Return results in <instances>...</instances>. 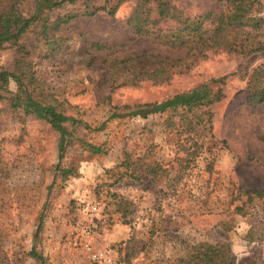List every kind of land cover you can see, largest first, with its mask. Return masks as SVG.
<instances>
[{"label": "rangeland", "instance_id": "rangeland-1", "mask_svg": "<svg viewBox=\"0 0 264 264\" xmlns=\"http://www.w3.org/2000/svg\"><path fill=\"white\" fill-rule=\"evenodd\" d=\"M135 1L122 2L113 17L99 13L74 20L65 27L72 35L65 51L30 59L45 90L68 116L91 128L105 122L97 132L81 126L78 136L104 144L106 154L91 155L79 144L69 148L63 163L78 174L57 181L46 208L51 167L58 162L57 135L47 124L0 104V264H41L39 257L44 264H94V253L110 255L115 264H172L190 246L218 241L230 245L236 264H264V196L250 201L239 193L256 189L264 194V102L250 104L246 87L248 73L264 64V51L249 57L207 53L166 83L121 86L126 74L113 70L105 58L181 55L129 31L124 21ZM105 4L111 8L118 0L98 3ZM172 5L191 17L225 8L217 0H173ZM175 27V21L165 19L153 31L170 35ZM85 39L111 50L88 54ZM19 58L17 48H5L0 69L12 68ZM216 79L223 83H211ZM205 83L212 93L222 89L223 98L188 114L190 127L180 120L181 110L110 119V107L160 102ZM138 162L169 171L154 183L135 171ZM177 175L182 179L175 184L170 179ZM113 193L128 203L131 213L125 220ZM41 213L45 219L35 237Z\"/></svg>", "mask_w": 264, "mask_h": 264}, {"label": "trees", "instance_id": "trees-1", "mask_svg": "<svg viewBox=\"0 0 264 264\" xmlns=\"http://www.w3.org/2000/svg\"><path fill=\"white\" fill-rule=\"evenodd\" d=\"M102 0H0V51L7 47L18 49L20 58L10 69H0V104L6 103L8 108L19 117H31L47 124L57 135L58 162L51 167L53 180L46 187V200L57 181L60 183L78 174L72 165H65L63 160L66 151L79 144L82 151L91 155L106 154L104 144H92L78 136L82 126L84 131L97 132L104 128V123L96 128L82 120L66 114L63 104L47 92L43 83L36 75L32 63L33 57L49 58L56 52L66 50L72 39L68 26L80 18H92L99 13L113 17L118 6L127 0H118V4L109 8L107 4L99 6ZM173 0H136L125 24L129 31L137 37H153L158 43L176 52L180 56L171 57L160 54L131 55L109 60L113 70L125 73L122 85L139 86L142 82L159 85L170 81L176 74L188 72L191 67L207 53L226 52L249 57L264 51V0H217L223 4V10H212L203 15L191 17L172 5ZM155 12L157 18H152ZM175 21L176 27L170 35L153 28L161 20ZM86 52L111 50L100 41L89 42L85 39ZM109 60V61H108ZM94 59L90 61L93 63ZM14 83L15 89H10ZM211 83H223L222 79ZM115 84V83H114ZM246 87L248 102L253 105L264 102V64L252 69L247 76ZM223 98L222 89L212 93L208 84H201L188 91L178 93L160 102L138 104L133 106L110 107L112 118L128 116L131 118H147L166 111H182L181 119L184 125L190 127L188 114L194 110L219 102ZM109 97L105 98V102ZM139 163V162H138ZM137 163V164H138ZM180 168L176 173H180ZM140 176H148L157 183L168 169L161 164L139 163L135 169ZM182 177L174 176L172 181L180 183ZM59 183V184H60ZM169 185V184H168ZM174 190V184L169 185ZM162 194L166 193L160 190ZM248 196L263 197L256 189L239 190ZM116 205L117 212L123 220L131 213L128 203L116 193L110 195ZM238 211L241 208L237 209ZM45 216L39 215L35 237L42 230ZM32 255L36 256L34 252ZM38 256V255H37ZM39 257V256H38ZM41 264L43 260L39 257ZM237 259L230 245L226 242H202L190 246L186 255L178 258L172 264H236Z\"/></svg>", "mask_w": 264, "mask_h": 264}, {"label": "built area", "instance_id": "built-area-1", "mask_svg": "<svg viewBox=\"0 0 264 264\" xmlns=\"http://www.w3.org/2000/svg\"><path fill=\"white\" fill-rule=\"evenodd\" d=\"M92 261L94 264H115L112 257L106 253H94Z\"/></svg>", "mask_w": 264, "mask_h": 264}]
</instances>
